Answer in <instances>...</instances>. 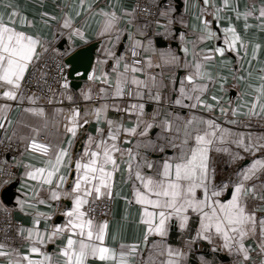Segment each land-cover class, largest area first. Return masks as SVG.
Returning a JSON list of instances; mask_svg holds the SVG:
<instances>
[{
	"label": "snow or ice",
	"instance_id": "6c2138e0",
	"mask_svg": "<svg viewBox=\"0 0 264 264\" xmlns=\"http://www.w3.org/2000/svg\"><path fill=\"white\" fill-rule=\"evenodd\" d=\"M155 0H148L143 8L140 4L131 10L121 8V14H117L113 7L111 11L98 9L97 14L103 17L102 29L100 35H110L113 32L117 37L121 34V29L118 27L121 20L127 18L128 25L135 24L136 32H128V40L130 46L127 51L131 54V62H125L123 71L118 70V65L121 61L127 59L126 56H114L111 50H107V54L113 56L116 63L113 65L115 72V85L113 95L121 97L125 95L132 96L133 88L136 96H142V89H148L149 99L160 103L163 99L160 88L164 87V81L161 79L157 82L155 74L149 75L148 70L153 67L160 68L161 64H153L152 57L147 55L149 52H155L152 47V41L147 36L149 23H137L136 13L139 10L145 16L151 15L148 5L154 4ZM210 0H203L205 10L209 6ZM84 0H81V8H83ZM72 7L71 4L65 5ZM215 7V5H212ZM11 9L7 13V22H5L4 14L0 13V98L4 101H17L25 99L23 89L25 88V76L27 70L34 61L40 57L38 48L47 51L41 40L33 35L26 34L23 31H18L13 25L15 18L19 15L16 8L11 4L5 5ZM223 7H230L229 0H223ZM93 5L89 4L85 10L86 13L92 11ZM174 10L170 4L160 10V16L166 18L167 23L165 29L174 21L171 18V13ZM220 9L216 8L213 15L219 16ZM239 18L241 13L238 7L234 8ZM253 10L246 11L242 15L247 20L249 15H253ZM79 15V12L76 13ZM42 15L47 16V13ZM261 21V27H264V5L259 9V14L256 17ZM49 19H56L51 16ZM201 24V39L211 38L212 30L209 27V22L203 17H200ZM26 22L22 19V23ZM72 20L65 14L63 17V28H71ZM158 25L160 21H155ZM249 25L245 23V29ZM224 44L229 50H238L237 45L243 48L245 45L240 36L235 30L229 26L223 29ZM75 35H79L81 39L84 33L79 29H75ZM138 37H142L138 38ZM183 38V34H181ZM219 39V37H216ZM258 47V46H256ZM140 50L146 54L141 60ZM186 54L188 49H182ZM210 52L220 53L223 55L225 49L217 47ZM161 59L164 64L178 63L179 57L171 55L167 58L161 52ZM205 60L211 59L210 56H205ZM187 66V65H186ZM195 68L194 74H189L186 79L193 84L189 91H186L182 86L180 96L174 101L176 105H183L184 99L195 100L196 103L187 105V107L195 108L198 104L203 105L207 109H212L213 105L205 104L200 97L206 85H196V78L208 80L212 79L210 74H205L201 71V63L197 62L193 65ZM60 72L61 88H67L68 84L63 78V67L58 66ZM262 73L259 76L260 85L254 89L256 96L251 103V107L246 113H242L249 117H259L264 113V104H259V112L256 110L257 105L264 97V68L259 70ZM142 73L146 79H139L136 75ZM89 80H101L105 84L110 83L108 73H102L96 76L94 73L89 74ZM156 89V94H152V89ZM101 93H105L106 89L101 88ZM84 99H90V95L82 93ZM30 102H33V96L26 97ZM68 99L71 101L72 97ZM213 100L217 98L212 97ZM52 102L51 100L49 101ZM11 105L7 102L0 103V112H7ZM108 105H102L91 111L85 110L84 116L89 114L95 116L97 124L101 121L102 113L106 112ZM138 109L136 114V123L131 128H126L122 123H117L111 119L105 121L107 123V135H104L105 130L97 127L96 136L89 135L83 143V151L72 153L70 149L73 145V140L77 135V129L82 127L80 124V110L72 108L71 113L65 116V132L68 134V143L66 147L52 145L47 142H40L33 135L27 138L25 151L36 152L45 157L42 161V166L33 164H25V172L23 178L34 181L39 187L35 188V197H31L28 201H18L21 208L25 203L30 207H35L36 204H49L51 201H60L62 198L70 201V206H66L62 215L65 220L63 224L56 223L54 225L45 226L44 231H40L37 227L40 219L45 220L51 217L47 214L35 212L33 217V227L24 229L19 228L18 234L22 239L28 242L27 251L21 254L18 249L12 248L6 251L7 245L0 243V257L6 258L7 264H53L52 255L44 252L42 246L47 242H52L56 237L67 235L66 243L60 247L57 255L62 257L60 264H87L90 257L98 258L105 264H135V257L138 254V245L121 244L119 250L104 246L105 229L107 222L96 224L92 217L94 209L91 205L94 201L102 196L112 195L114 174L119 169L117 162V154L123 159L125 153L128 155L126 161L129 171V179H133L132 198L140 206V219L145 226L144 240L147 241L150 234H154L163 238L169 234L171 222L175 220L178 229L181 233L185 232L192 219L197 220L195 234L191 235L186 240L185 246L190 247L192 243L203 240L211 245L210 251L216 252L227 250L229 255L237 257L236 264H257L251 253L256 251L245 244L248 238H255L257 232L259 240L256 245L257 255L260 257L258 264H264V134L253 136L251 133L245 137L243 133H232L227 128H222L214 119L197 118L195 116L188 118L183 123L174 122L167 118L156 123V117L159 115L157 110L152 113V120H145L144 104L131 105L125 111ZM119 111V108H116ZM26 112L34 115L44 116L42 108H26ZM62 111V110H58ZM222 113L228 110L220 108ZM231 115L236 117L238 111L235 108L231 109ZM180 118L176 117V121ZM5 123L11 124V121L6 117L0 120V128L4 127ZM88 120H84L87 124ZM231 124H236L237 121L232 119ZM156 124L162 129V132H168L169 136L158 134L157 139L165 140L164 144L155 145L151 140L146 142H138L136 144L137 151L133 149H123L118 146L121 133L125 135V142H128V135H138L146 137L149 130ZM32 131L39 134V128H33ZM21 139H25L22 137ZM226 143L234 144L238 149H243L244 152L252 155L249 163L239 170H234L235 179L231 177L227 182L220 184L216 183V166L215 162L210 157V152L214 149L217 153H225L230 159L226 162L228 165L236 164L238 161H243L244 157L240 153L233 152L229 147H225ZM153 147V150L164 152L166 148L173 149L171 155H165L160 161H150L142 156L139 152L141 147ZM261 153L259 158L256 153ZM135 162V163H134ZM67 167L70 173H74V179L70 184L68 177L63 174V168ZM147 168L149 172H144ZM134 170V178H133ZM255 181V182H254ZM67 185V186H66ZM228 190L230 198L221 199L222 193ZM47 191L48 198L41 199L40 192ZM27 195V193H26ZM259 201V204L249 208V201ZM259 212V216L257 215ZM27 232L25 236L24 233ZM154 247L158 246L155 242ZM167 259L161 264H184V259L187 257V252L179 248H172L170 245L165 246ZM38 255L40 258L35 259L33 255ZM200 264H214L213 260L206 259L204 256L199 257ZM144 264H149L144 261Z\"/></svg>",
	"mask_w": 264,
	"mask_h": 264
},
{
	"label": "crops",
	"instance_id": "0c3cea01",
	"mask_svg": "<svg viewBox=\"0 0 264 264\" xmlns=\"http://www.w3.org/2000/svg\"><path fill=\"white\" fill-rule=\"evenodd\" d=\"M163 0H155L154 5L158 6L157 20L160 21L158 25L155 21H141L137 19V23L143 24L149 23V27L146 30L147 36L152 41V47L156 51L149 52L147 55L152 57L153 64H161L160 68L153 67L148 70L149 75L155 74L157 82L161 79L164 81V87L160 88V93L163 97L160 103L149 99L148 89H142V96L135 95V89L133 88V95L130 96L131 101L126 102L121 97H116L114 93L115 85V72L113 71V65L116 60L113 56L107 54V50H111L114 56L118 57L124 55L127 48L130 46L127 33L136 32V26L128 25L126 23L127 18L120 21L118 27L122 30L119 37L113 32L110 35H100L102 29L103 17L98 15V9H105L111 11L115 8L117 14H121V8H125L129 11L132 10L130 0H84L83 8H81V0H0V13L4 14L5 22H7V13L11 10L6 8L5 5L11 4L18 11L19 15L15 18V24L13 25L18 31H23L26 34L33 35L41 40L45 48H57L59 42L66 40L65 47L69 52H73L79 48L87 46L88 44L97 42V56L95 58L93 67L89 74H95L100 76L102 73H108L110 77V83L105 84L101 80H89V74L87 80L82 83L79 88L73 89L68 85L66 90L62 91L59 95H56L52 104L42 107H27V108H42L44 110V116L34 115L26 112V108H21L20 104L23 100L17 101H4L0 98V103H9L11 107L7 112H0V120L6 119L11 121V124L5 123L4 127L0 128V137H9L12 141L17 142L20 146V152L17 157L13 159L14 165L18 171V180L16 184V195L13 198V204L15 207L14 215L23 223V228L28 229L33 227V217L35 212H40L49 215L51 218L45 220L40 219V223L37 226L40 231H44L46 224L54 225L56 223L63 224L64 216L63 210L66 206H70V201L61 199L60 201H51L49 204H36L35 207H30L28 203H25L21 208L18 201H28L31 197L36 196L35 188L39 187L34 181L23 178L25 172V164H33L36 166H42V161L45 157L36 152L25 151V145L28 142L27 138L33 135L36 136L38 141L40 137L44 141L52 145H59L66 147L68 143V134L65 132L64 125L66 123L65 116L71 113L72 108H78L80 110L79 122L82 127L77 129V135L73 140V145L70 151L72 153H79L83 151V143L89 135L96 136L97 127H101L105 130L104 135H107V119L122 123L124 127L131 128L136 123L135 112L138 109L132 111H125L130 108L131 105L144 104V119L152 120V113L154 110L159 112L156 117V123L167 118L174 122L183 123L184 120L193 116L204 119H214L222 128L229 129L232 133H243L245 137L249 133L253 136L264 134V113H261L259 117L249 118L242 113H246L251 107V103L256 96L254 89L261 83L259 76L260 69L264 68V27H261V21L256 17L259 14V9L264 5V0H229L230 7H223V0H210L209 6L204 9L203 0H179L174 2L173 0H167L165 2L170 3L171 8L174 10L171 13L173 23L165 29L164 25L167 23L166 18L160 16V10L167 5L163 3ZM71 4L72 7H66L65 5ZM92 4V11L86 13L88 5ZM212 5H215L213 7ZM238 7V11L241 13L240 17H237L234 8ZM216 8L220 11L216 15H213ZM253 15H249L247 20L242 15L246 11L253 10ZM79 12V15L76 13ZM47 13V16L42 15ZM67 14L72 20L71 28H63V17ZM54 16L56 19H49ZM209 22V27L212 30L213 36L211 38L201 39V24L200 17ZM22 19L26 22L22 23ZM249 25L245 29V23ZM231 26L235 32L240 36L244 47H239L238 50H229L227 45L224 44V32L223 29ZM75 29H79L84 33L83 39L79 35H75ZM183 34V38H181ZM216 37H219L217 39ZM143 39L142 37H138ZM258 46V47H256ZM187 48V54L182 51L183 48ZM217 47H223L225 49L223 55L220 53L210 52L208 50H214ZM40 49V48H38ZM144 59L146 55L143 50H140ZM161 52L164 57L167 58L171 55L179 57L178 63L164 64L161 59ZM205 56H210L211 59L205 60ZM201 63V71L206 75L212 76L211 80L196 78L194 83L196 85H206L205 90L200 93L201 100L205 104L213 105L212 109H207L203 105L198 104L195 108L187 107V105L196 103L193 100L184 99L183 105H176L174 101L180 96V89L183 86L186 91H189L193 84L190 83L186 77L189 74H194L195 63ZM125 61H121L118 65V70L123 71ZM187 65V66H186ZM139 79H146V76L142 73L136 74ZM106 89L105 93H101L100 89ZM126 90V89H125ZM86 93L90 95V99H84ZM152 94H156V89H152ZM71 96L70 101L68 97ZM215 96L217 99L213 100ZM70 105L69 108H64L63 105ZM108 105L106 112L102 113L101 121L97 124L94 115L89 114L84 116L85 110L90 113L93 109L99 108L102 105ZM259 104H264V97H261L257 111L259 112ZM119 108V111L116 110ZM220 108L227 109L226 113H222ZM235 108L238 111V115L233 117L231 115V109ZM62 110V111H58ZM176 117L180 120L176 121ZM87 119L88 123L84 124V120ZM235 119L236 124L229 123L230 120ZM33 128H39V134L32 131ZM83 133V139L81 142V148L76 151V145L80 141L79 135ZM158 134L162 136H169L168 132H162L160 127L156 124L149 130L146 137H140L138 135H128L125 142V135L121 133L118 146L123 149L131 148L134 152L137 151L136 144L138 142H146L151 140L155 145L164 144L165 140L157 139ZM24 137L25 139H21ZM225 147H229L233 152H239L244 157L243 161H238L236 164L228 165L226 162L230 157L225 153H217L213 149L210 152L216 157V183L227 182L229 178L235 179L234 170H239V167L249 163L252 159V155L238 149L234 144L226 143ZM139 152L142 156L146 157L150 161H160L165 155H171L173 149L166 148L164 152H160L158 148L153 150V147H141ZM256 157L259 158L261 153L257 152ZM128 155L125 153L123 159L117 154V162L119 169L114 174L112 195L102 196L101 198L109 197L112 200V209L110 220L107 221L105 229L104 246L119 250L120 245H138V254L135 257V264H144V261H148L149 264H161L166 260L167 254L165 246L170 245L172 248H179L186 251L187 257L184 259V264H200L199 257L204 256L206 259L214 261V264H229V253L227 250H222L213 254L210 249L211 245L207 242L200 240L192 243L190 247L185 246V241L195 234V227L197 224L196 219L190 221L189 228L185 231L186 235L183 236L178 229L175 220L171 222L169 234L163 238L150 234L147 241L144 240L145 226L140 219V206L134 201L130 202L132 198V185L133 179H129V171L126 161ZM135 163V162H134ZM63 174L68 177L69 184L74 179V173H70L68 168H63ZM144 172H149L147 168L143 169ZM134 178V170H133ZM255 182V181H254ZM67 186V185H66ZM226 191L222 193L221 199L226 196ZM27 193V195H26ZM41 199H47V191L40 192ZM100 198V199H101ZM230 198V196L228 197ZM249 208L259 204V201L249 202ZM259 216V212H257ZM96 224L104 223L94 221ZM27 235V232L24 233ZM67 235L63 237H56L52 242H47L42 246V250L52 255L53 264H60L62 257L57 255L60 251V247L66 243ZM259 235L255 238H248L245 240V244L256 250L251 253L254 260L259 262L260 257L257 255L258 249H256ZM154 242L158 245L153 246ZM199 244L201 246L200 251H196L194 245ZM28 242L25 240L24 244L20 246L18 251L23 254L27 251ZM184 246V249L182 248ZM10 251L11 249H6ZM33 258L39 259L38 255H33ZM0 264H7L6 258L0 257ZM87 264H105L98 258L90 257ZM110 264V262H109ZM248 264H252L249 261Z\"/></svg>",
	"mask_w": 264,
	"mask_h": 264
},
{
	"label": "built area",
	"instance_id": "2783aa9c",
	"mask_svg": "<svg viewBox=\"0 0 264 264\" xmlns=\"http://www.w3.org/2000/svg\"><path fill=\"white\" fill-rule=\"evenodd\" d=\"M132 9L140 4L143 8L148 4V0H130ZM165 5H169L168 2H163ZM150 7L151 15L145 16L144 13L139 10L136 13V17L141 21H155L158 16L159 8L154 4L148 5ZM40 57L38 60L30 64L26 76H25V88L22 90L25 99L20 104L21 108L27 107H42L49 106L52 104L56 95H59L66 88H61L60 84L63 82L60 77L58 66L63 67V78L69 85L68 80V67L65 64V59L70 53L68 50L60 51L54 47L47 48V51L38 49ZM124 56L127 57L125 62H131V54L126 51ZM143 60L142 55L139 57ZM68 88V87H67ZM125 90V95L121 96V99L126 102H130L131 98ZM33 96V102H30L26 97ZM52 101L51 103L49 101ZM64 108H69L70 105H63ZM83 133L79 135L80 141L76 145V151L78 152ZM40 141H44L42 137ZM20 146L17 142L12 141L9 137H0V194L2 190L14 182L18 178V171L14 165L13 159L17 157L20 152ZM211 159L216 161L214 154H211ZM94 209L92 217L94 221L107 222L110 220L112 200L109 197L101 198L91 205ZM23 228V223L17 219L12 209L7 208L0 199V243L7 245L6 249L19 248L25 242L24 239L18 234V229ZM183 236L186 232L182 233ZM196 251H200L201 246L199 244L194 245ZM184 249V246H182ZM237 257L230 255L229 264H236Z\"/></svg>",
	"mask_w": 264,
	"mask_h": 264
},
{
	"label": "water",
	"instance_id": "95a60500",
	"mask_svg": "<svg viewBox=\"0 0 264 264\" xmlns=\"http://www.w3.org/2000/svg\"><path fill=\"white\" fill-rule=\"evenodd\" d=\"M163 1L165 2L167 0H163ZM173 1L177 3L179 2V0H173ZM65 44H66V40H62L61 42H59L57 48L60 51L67 50ZM97 48H98V43L94 42L77 50H74L73 52H70L66 57L65 64L68 67L67 74L71 88L73 89L79 88L82 85V83L87 80L88 74L91 71L95 58L97 56ZM17 180L6 186L0 194V199L2 203L7 208L12 209L13 211L15 210V207L12 200L16 195L15 189H16ZM229 196H230V192L227 190L224 199L228 198Z\"/></svg>",
	"mask_w": 264,
	"mask_h": 264
}]
</instances>
